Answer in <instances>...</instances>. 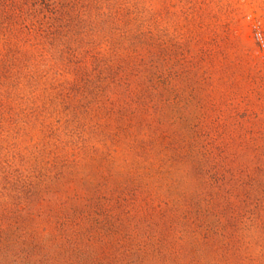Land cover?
Instances as JSON below:
<instances>
[{
  "label": "rangeland",
  "instance_id": "rangeland-1",
  "mask_svg": "<svg viewBox=\"0 0 264 264\" xmlns=\"http://www.w3.org/2000/svg\"><path fill=\"white\" fill-rule=\"evenodd\" d=\"M138 16L153 45L148 76L161 88L154 104L137 98L133 82L88 108L89 73L77 98L68 90L59 100L50 87V122L70 131L61 137L73 176L66 201H95L104 264H264V214L249 222L243 212L252 202L264 208V0H145ZM45 94L41 86L37 106ZM40 124L2 135V173L9 158L27 173L47 152L62 155ZM41 218L40 228L53 226Z\"/></svg>",
  "mask_w": 264,
  "mask_h": 264
},
{
  "label": "trees",
  "instance_id": "trees-1",
  "mask_svg": "<svg viewBox=\"0 0 264 264\" xmlns=\"http://www.w3.org/2000/svg\"><path fill=\"white\" fill-rule=\"evenodd\" d=\"M144 2L0 0V146L3 134L10 140L13 134L20 130L22 133L27 127L31 133L39 122L46 144L49 138H56L62 153L59 156L55 153L51 159L54 153L47 152L46 162L42 159V166H31L27 173L14 169L15 159L9 158L4 174L5 161L0 160V178L4 180L0 181V264H104L95 255V238H98L92 224L102 223L97 210L90 208L95 201L88 198L86 209H81L64 197L73 176L69 172L71 158L65 153L68 142L61 137L69 138L70 131L66 133L50 122L49 91L50 87L57 90L61 100L65 92L73 90L71 97L77 98L89 73L88 108L100 103L102 98L104 102L110 101L112 88L127 86L125 90H132L133 82L137 98L147 105L154 104L161 88L157 83L151 84L148 76L151 60L147 57L153 45L148 21L138 16ZM90 64L92 68L95 66L94 71ZM98 69L101 72L97 74ZM72 74L75 83L70 85L68 77ZM41 86L46 96L44 103L37 106L36 95ZM102 87L103 95L96 96ZM75 135L73 131V139ZM89 143L90 148L96 147L93 139ZM74 147L77 148V143ZM216 149H221L219 144ZM50 201L54 208L50 209ZM45 203L49 207L45 217L41 218L37 212L35 215V210ZM245 208L243 212L249 222L264 214L258 202ZM34 215L45 218L48 224L52 222L53 226L40 228V218L38 221ZM83 220L91 221L85 229ZM103 239L101 234V245ZM68 241L69 247L64 248ZM52 250L58 259L52 258ZM144 259L134 264H144Z\"/></svg>",
  "mask_w": 264,
  "mask_h": 264
}]
</instances>
